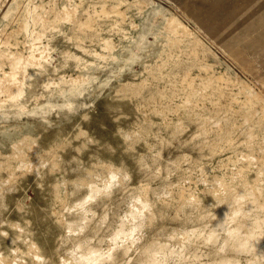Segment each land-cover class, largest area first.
<instances>
[{
    "label": "rangeland",
    "instance_id": "obj_1",
    "mask_svg": "<svg viewBox=\"0 0 264 264\" xmlns=\"http://www.w3.org/2000/svg\"><path fill=\"white\" fill-rule=\"evenodd\" d=\"M42 30L0 111V264H264V0H0L7 50Z\"/></svg>",
    "mask_w": 264,
    "mask_h": 264
},
{
    "label": "bare ground",
    "instance_id": "obj_2",
    "mask_svg": "<svg viewBox=\"0 0 264 264\" xmlns=\"http://www.w3.org/2000/svg\"><path fill=\"white\" fill-rule=\"evenodd\" d=\"M36 6L33 8L35 10ZM60 21V19H59ZM167 25L169 30H171L172 34L180 36L181 38L189 37L190 30L187 27L178 21L176 17L170 16L167 18ZM53 28V22H49L47 28ZM46 28V29H47ZM44 29V30H46ZM44 30L38 33L36 37H34L32 43L29 44L28 55L23 56L21 53H12L7 50V43L4 40H0V111L6 107L11 108L17 104L19 96L21 95L22 82L17 79V72L22 71L24 75L28 74V69L32 66L37 69L44 70L45 65L42 62H46V59L43 58V49H47V45L43 46L39 44L40 38L44 35ZM180 38V39H181ZM6 47V48H5ZM103 49L109 50L111 47L107 40L102 39ZM94 56L104 57L100 52L94 51ZM5 60H8V65L11 66V70L6 71L3 66ZM42 60V61H41ZM61 80V78H60ZM72 82H77L76 79H72ZM5 115L6 113H0V116Z\"/></svg>",
    "mask_w": 264,
    "mask_h": 264
}]
</instances>
